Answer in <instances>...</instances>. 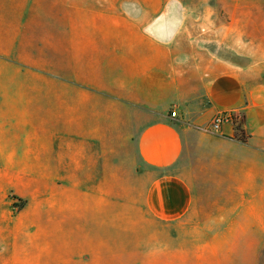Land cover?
<instances>
[{"label":"crops","instance_id":"0c3cea01","mask_svg":"<svg viewBox=\"0 0 264 264\" xmlns=\"http://www.w3.org/2000/svg\"><path fill=\"white\" fill-rule=\"evenodd\" d=\"M111 1L0 0V264H189L264 227V0L195 32ZM111 214L229 230L111 236L140 222Z\"/></svg>","mask_w":264,"mask_h":264},{"label":"rangeland","instance_id":"374dc122","mask_svg":"<svg viewBox=\"0 0 264 264\" xmlns=\"http://www.w3.org/2000/svg\"><path fill=\"white\" fill-rule=\"evenodd\" d=\"M84 1L81 0V2ZM116 1H111V3L117 5ZM124 2L127 12L141 15L143 18L149 17L150 14L153 15V18L156 16L165 18L164 14L173 13L174 25L181 22L184 14L183 22L186 28L193 32L201 30L202 27L215 29L229 23L219 20L217 14L220 7L215 3V0H124ZM120 5H122L121 2ZM150 11L151 13H149ZM158 22L159 24H166L165 19ZM119 219L123 223H126V220L140 222L132 230L129 228L110 229L111 236L185 237L192 240V238L206 235L223 236L229 230L223 228L200 229L196 216L186 217L172 224L157 223L155 225L153 222L149 224L144 220H139L133 215L122 218L111 214V220L118 221ZM263 228L248 230L246 235L252 236L249 238H246L245 230H234L240 238H232L233 242L226 244L202 245L193 244V241H190L191 245L185 247L190 252L189 264H264Z\"/></svg>","mask_w":264,"mask_h":264},{"label":"built area","instance_id":"2783aa9c","mask_svg":"<svg viewBox=\"0 0 264 264\" xmlns=\"http://www.w3.org/2000/svg\"><path fill=\"white\" fill-rule=\"evenodd\" d=\"M169 115L171 118H175L176 112L171 111ZM229 122H232L233 124H235V118H234L233 113L223 112V113L217 114L216 116H214V118L212 119L210 123V130L217 131L223 124L229 123ZM236 126L237 124H235V127Z\"/></svg>","mask_w":264,"mask_h":264},{"label":"trees","instance_id":"16d2710c","mask_svg":"<svg viewBox=\"0 0 264 264\" xmlns=\"http://www.w3.org/2000/svg\"><path fill=\"white\" fill-rule=\"evenodd\" d=\"M235 130H236V136H238V138H239L240 140L244 141V140H245V136H244L243 131L241 130V128L237 125V126L235 127ZM239 133H240V134H239Z\"/></svg>","mask_w":264,"mask_h":264}]
</instances>
